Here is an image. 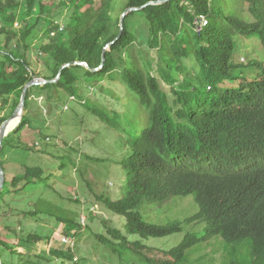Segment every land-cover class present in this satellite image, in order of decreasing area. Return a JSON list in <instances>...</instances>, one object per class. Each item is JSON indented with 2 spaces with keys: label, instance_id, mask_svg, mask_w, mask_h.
<instances>
[{
  "label": "trees",
  "instance_id": "obj_1",
  "mask_svg": "<svg viewBox=\"0 0 264 264\" xmlns=\"http://www.w3.org/2000/svg\"><path fill=\"white\" fill-rule=\"evenodd\" d=\"M153 1L164 0H127L125 8ZM53 4L55 0H0V110L9 108L0 125L15 112L24 86L33 79L27 51L37 26L43 23L47 34L58 31L51 22ZM23 5L26 10L20 12ZM56 7L69 13L68 31L42 43L40 51L50 61L45 68L51 70L44 77L54 80L59 68L72 62L88 68L70 66L55 83L27 91L22 119L2 142L0 204L13 193L46 185L36 167L22 165L21 174L11 180L6 176L5 152L20 148L11 138L29 127L33 89H59L87 106L79 99L81 77L89 83L106 80L125 89L131 106L123 114L88 108L118 132L124 149L121 162H113L123 168L124 196L98 195L97 201L123 216L126 229L144 239L181 233L183 225L205 227L201 236L187 232L169 250L131 242L115 229L108 230L115 242L102 236L97 240L127 264L134 259L138 264H191L201 246L217 243L225 264H264V61L234 64L238 39H255L264 49V0H169L127 14L120 35V17L113 16L117 0H99L98 7L95 0H62ZM133 15L146 27L139 36L129 28ZM244 66L249 69L238 70ZM189 195L198 211L183 222L149 224L140 214L146 203ZM78 222L63 221L67 236L80 233ZM40 240L29 234L19 245ZM16 254L22 256L0 240V264Z\"/></svg>",
  "mask_w": 264,
  "mask_h": 264
},
{
  "label": "rangeland",
  "instance_id": "obj_2",
  "mask_svg": "<svg viewBox=\"0 0 264 264\" xmlns=\"http://www.w3.org/2000/svg\"><path fill=\"white\" fill-rule=\"evenodd\" d=\"M60 1L55 0L53 4L51 22L58 28L62 27L66 33L69 13L56 7ZM126 3L127 0H117L113 15L115 18L125 12ZM98 6L99 0H95V7ZM25 10V6H21L20 12ZM128 23L130 31L136 32L137 36L146 29L143 19L138 15L131 16ZM15 27L18 28L17 25ZM44 27L43 23L37 26L27 51L33 78L39 81L46 80L44 76H49L51 71L45 68V62H50L49 57L40 51L42 43H47L52 37L51 32L44 33ZM141 39L146 40L144 36ZM237 44L240 48L235 54L234 64L240 63L241 59L245 60L244 65L253 58L264 61V49L255 39L240 38ZM142 54H138L139 58L145 57ZM248 69V66H244L238 70ZM80 80L79 99L88 103L87 106L62 90L40 91L34 88L28 111L29 127L11 138L13 146L20 148L5 152L7 180L21 174L24 169L22 165L40 168L46 178L45 187L33 189L27 194L13 193L0 204V240L23 256L8 255L5 264H72L68 258L59 257L58 253L83 264H127L112 254L97 240V236L115 242L108 233L109 229H115L131 242L139 241L151 247L169 250L176 247L187 232L198 236L203 233L204 224L189 227L183 225L181 233L144 239L126 229L123 216L107 210L97 201L98 195L113 200L124 196L123 168L113 163L121 162L124 149L118 132L101 122L88 108L93 106L107 110L110 114L113 111L123 114L129 111L131 104L127 92L120 84L106 80L89 83L84 77ZM8 112L9 108L0 110V117ZM197 211L194 197L189 195L172 197L162 204L146 203L140 209V214L149 224L165 225L174 221L183 222ZM34 212L36 214L30 217ZM71 218L79 221L81 228L79 234L71 237L73 249L61 241L63 237H69L64 231L63 221ZM29 234H36L42 240L27 243L25 248H21L20 242ZM189 261L191 264H225L222 244L201 246ZM131 262L138 264L139 261L134 259Z\"/></svg>",
  "mask_w": 264,
  "mask_h": 264
},
{
  "label": "water",
  "instance_id": "obj_3",
  "mask_svg": "<svg viewBox=\"0 0 264 264\" xmlns=\"http://www.w3.org/2000/svg\"><path fill=\"white\" fill-rule=\"evenodd\" d=\"M169 0H164V1H153V2H149L139 8H128L125 10V12L121 15L120 17V20H119V35L122 33V25H123V19L124 17L129 14V13H132V12H138V11H141L142 9L150 6V5H157V4H161V3H164V2H167ZM111 44H108L106 45L104 48H103V54H102V62H101V65L100 67H102V64L104 62V54H105V51H107L109 49ZM70 66H83V67H87L86 63H81V62H72L70 64H65V65H62L60 68H59V72H58V75L57 77L54 79V80H44V81H39L38 79H35L33 78L30 82H28L23 90H22V93H21V97H20V102H19V105L17 107V109L15 110V112L12 113V115L6 119V121H4L1 125H0V151H1V147H2V142H3V139L12 131H14L21 119H22V116L24 114V107H25V97H26V94H27V91L29 90V88L31 87H34V86H42V85H45V84H53L55 83L58 79H59V76H60V73L63 69L65 68H68ZM93 71H97V69H94ZM19 119L18 121V124L15 125V127L9 131V132H6L7 131V128L9 125H11L12 121L15 120V119ZM4 182H5V176H4V172H3V169H2V166H1V163H0V193L2 191V188H3V185H4Z\"/></svg>",
  "mask_w": 264,
  "mask_h": 264
},
{
  "label": "built area",
  "instance_id": "obj_4",
  "mask_svg": "<svg viewBox=\"0 0 264 264\" xmlns=\"http://www.w3.org/2000/svg\"><path fill=\"white\" fill-rule=\"evenodd\" d=\"M59 30H60V32L61 31H63V28L62 27H60L59 28ZM54 35V32H52L51 33V36H53ZM36 145H38V144H36ZM61 241L63 242V244H65V245H68V247L70 248V249H73V247H74V242H73V239L70 237H63L62 239H61Z\"/></svg>",
  "mask_w": 264,
  "mask_h": 264
},
{
  "label": "bare ground",
  "instance_id": "obj_5",
  "mask_svg": "<svg viewBox=\"0 0 264 264\" xmlns=\"http://www.w3.org/2000/svg\"><path fill=\"white\" fill-rule=\"evenodd\" d=\"M18 121H19V119L17 118V119H15V120H13L12 121V123H11V125H9L8 126V128H7V131L6 132H9V131H11L14 127H15V125H17L18 124Z\"/></svg>",
  "mask_w": 264,
  "mask_h": 264
},
{
  "label": "clouds",
  "instance_id": "obj_6",
  "mask_svg": "<svg viewBox=\"0 0 264 264\" xmlns=\"http://www.w3.org/2000/svg\"><path fill=\"white\" fill-rule=\"evenodd\" d=\"M59 29V28H58ZM59 32V31H58ZM52 33V32H51ZM241 61H245L244 59H241ZM36 145V144H35ZM69 237H72V236H69Z\"/></svg>",
  "mask_w": 264,
  "mask_h": 264
}]
</instances>
